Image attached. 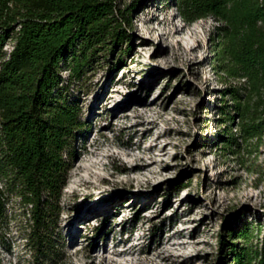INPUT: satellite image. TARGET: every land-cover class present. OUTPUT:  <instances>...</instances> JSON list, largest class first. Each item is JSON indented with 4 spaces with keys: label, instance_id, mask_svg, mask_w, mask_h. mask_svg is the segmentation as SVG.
Masks as SVG:
<instances>
[{
    "label": "rangeland",
    "instance_id": "374dc122",
    "mask_svg": "<svg viewBox=\"0 0 264 264\" xmlns=\"http://www.w3.org/2000/svg\"><path fill=\"white\" fill-rule=\"evenodd\" d=\"M174 1L114 0L129 9L128 37L103 48L69 91L82 129L45 232L53 260L36 251L13 200L0 264H219L223 235L259 247L264 135L224 148L223 91L237 82L219 69V25L183 22ZM242 229L249 238L235 240Z\"/></svg>",
    "mask_w": 264,
    "mask_h": 264
},
{
    "label": "trees",
    "instance_id": "16d2710c",
    "mask_svg": "<svg viewBox=\"0 0 264 264\" xmlns=\"http://www.w3.org/2000/svg\"><path fill=\"white\" fill-rule=\"evenodd\" d=\"M174 6L187 24L210 17L219 25V69L237 82L223 91L231 102L222 108L228 129L224 148L236 146L238 139L260 140L264 0H175ZM127 10L114 0H0V248L10 204L19 200L36 251L46 263L53 260L45 232L59 215L69 157L82 129L70 87L103 48L127 39ZM9 41L14 42L10 54L3 51ZM261 209L264 222V199ZM248 238L246 229L234 235L235 240ZM229 240L222 236L219 264H264V229L255 251Z\"/></svg>",
    "mask_w": 264,
    "mask_h": 264
},
{
    "label": "bare ground",
    "instance_id": "6f19581e",
    "mask_svg": "<svg viewBox=\"0 0 264 264\" xmlns=\"http://www.w3.org/2000/svg\"><path fill=\"white\" fill-rule=\"evenodd\" d=\"M145 167H146V165H144V164L143 165H136V166L133 167V169H144ZM93 259H92V261L89 264H93L94 263Z\"/></svg>",
    "mask_w": 264,
    "mask_h": 264
}]
</instances>
